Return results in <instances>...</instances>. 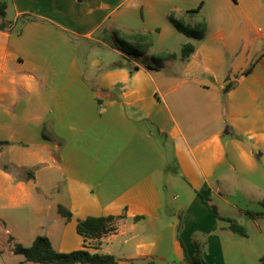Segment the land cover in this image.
I'll return each instance as SVG.
<instances>
[{
  "label": "crops",
  "instance_id": "obj_1",
  "mask_svg": "<svg viewBox=\"0 0 264 264\" xmlns=\"http://www.w3.org/2000/svg\"><path fill=\"white\" fill-rule=\"evenodd\" d=\"M3 1L21 32L0 31V264H36L13 247L38 236L118 264H187L193 240L207 264H260L264 0ZM169 15L205 21V37ZM115 29L178 57L151 68ZM90 216L123 218L97 243L76 231Z\"/></svg>",
  "mask_w": 264,
  "mask_h": 264
},
{
  "label": "trees",
  "instance_id": "obj_2",
  "mask_svg": "<svg viewBox=\"0 0 264 264\" xmlns=\"http://www.w3.org/2000/svg\"><path fill=\"white\" fill-rule=\"evenodd\" d=\"M201 6L197 10L187 12V14L197 13ZM168 20L174 26V28L185 35L188 38L195 40H202L207 31V25L205 21L190 26L185 23L182 18H175L173 15L168 16ZM18 22H11L6 19V3L0 0V31L16 32L20 33V28H17ZM16 26V27H15ZM113 37L118 44L120 50L124 55L133 59H147L148 65L151 68L160 69L167 61L174 60L178 56L173 52L159 51L151 55H148V51L153 46L152 33H140V32H123L119 29L113 30ZM194 51V45L186 43L183 45L180 58H188ZM250 69H247L245 73H248ZM227 87L224 91H226ZM6 142H0V145ZM215 215H217L213 208ZM59 213L69 220L71 214L69 211L59 207ZM123 218V216H99V217H86L83 220H79L76 225L77 233L86 240L98 241L106 234L115 231L116 221ZM229 228L234 233L245 236V230L238 224L231 222ZM182 229V219L179 217V221L176 227V238L181 243L180 231ZM194 254L191 257L186 255L184 249V260L187 264H207L205 261L202 248L200 244L193 240ZM13 253L23 256L27 262L36 264H118L119 260L110 254H98L90 253L85 248L74 250L67 253L56 252L45 236H38L29 247H24L21 244H15L13 247ZM260 264H264V254L259 259Z\"/></svg>",
  "mask_w": 264,
  "mask_h": 264
},
{
  "label": "rangeland",
  "instance_id": "obj_3",
  "mask_svg": "<svg viewBox=\"0 0 264 264\" xmlns=\"http://www.w3.org/2000/svg\"><path fill=\"white\" fill-rule=\"evenodd\" d=\"M82 52H78V57H79V59H82V57H81V54ZM168 170H165V172H167ZM167 187L165 186V184L162 182V185H161V189H162V191H163V193L165 194V196L167 197L168 196V194H169V192L167 191V189H166ZM174 194L176 193V192H173Z\"/></svg>",
  "mask_w": 264,
  "mask_h": 264
}]
</instances>
